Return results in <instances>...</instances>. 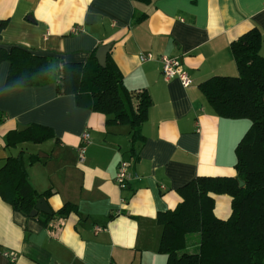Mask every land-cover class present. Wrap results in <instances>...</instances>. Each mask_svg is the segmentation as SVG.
Segmentation results:
<instances>
[{
	"label": "crops",
	"instance_id": "0c3cea01",
	"mask_svg": "<svg viewBox=\"0 0 264 264\" xmlns=\"http://www.w3.org/2000/svg\"><path fill=\"white\" fill-rule=\"evenodd\" d=\"M1 21L0 46L63 62H85L108 45L125 88L146 91L151 104L138 129L108 122L73 95H57L54 83L6 85L8 62H0V168L23 151L28 180L49 191L52 211L42 224L0 198V264H166L158 214L174 210L178 189L197 176H236L235 148L251 122L216 114L199 84L238 75L230 43L252 27L264 38V0H0ZM148 52L155 58L140 62ZM163 55L180 58L188 87L162 76ZM31 125L53 137L19 141L28 127H17ZM122 160L131 173L125 189L115 183ZM212 197L214 215L228 218L231 198ZM64 204L73 206L66 216L56 213ZM189 239L195 250L198 236H186V250Z\"/></svg>",
	"mask_w": 264,
	"mask_h": 264
},
{
	"label": "trees",
	"instance_id": "16d2710c",
	"mask_svg": "<svg viewBox=\"0 0 264 264\" xmlns=\"http://www.w3.org/2000/svg\"><path fill=\"white\" fill-rule=\"evenodd\" d=\"M5 23L1 21L0 28ZM262 41L256 27L243 33L230 43L238 75L213 76L199 84L216 114L247 118L251 123L235 148L236 176H197L178 189L181 201L174 210L158 214L162 226L159 252L166 255V264H264V56L259 54ZM96 50L85 62H63L20 46H0V62H8L6 85L10 87L54 83L57 95H73L79 107L110 115L108 122H128L138 129L151 104L148 93L128 91L110 51L101 66ZM18 135L19 141L38 142L53 137V132L45 126L31 125ZM36 160V155L29 156L30 163ZM48 193H38L30 184L23 151L8 157L0 168V198L13 211L29 217L37 200ZM212 194L231 198L228 218L214 215ZM72 209V205L64 204L56 213L66 216ZM40 215L43 218H38ZM32 218L44 224L50 217L39 213ZM193 234L198 236V243L195 250L188 252L186 236Z\"/></svg>",
	"mask_w": 264,
	"mask_h": 264
},
{
	"label": "built area",
	"instance_id": "2783aa9c",
	"mask_svg": "<svg viewBox=\"0 0 264 264\" xmlns=\"http://www.w3.org/2000/svg\"><path fill=\"white\" fill-rule=\"evenodd\" d=\"M155 56L151 53H139L138 59L140 62L151 61ZM160 69L162 76L166 79L176 78L183 87H188L191 83V79L187 71L183 68L182 62L178 57L160 56L159 57ZM82 142L78 148L77 156L79 163H82L85 159L86 144L88 143V133L84 132L81 135ZM127 161L122 160L118 163L115 173V183L118 188L125 189L131 178V173L128 168ZM125 200L122 198L121 202Z\"/></svg>",
	"mask_w": 264,
	"mask_h": 264
},
{
	"label": "water",
	"instance_id": "95a60500",
	"mask_svg": "<svg viewBox=\"0 0 264 264\" xmlns=\"http://www.w3.org/2000/svg\"><path fill=\"white\" fill-rule=\"evenodd\" d=\"M109 48L110 47L108 45H105V46L98 47L97 50H96L95 57H96L98 63L101 66H104L106 55H107V53L109 51ZM26 127H28V126H18L17 129H18V131H21V130L25 129ZM239 185L242 186L243 182L240 181ZM39 212L40 213L49 214V215L52 214V211L48 207V204H47L46 200L43 197H41V198H39L37 200V202L35 203L34 208L29 213V216L30 217L31 216H35Z\"/></svg>",
	"mask_w": 264,
	"mask_h": 264
},
{
	"label": "rangeland",
	"instance_id": "374dc122",
	"mask_svg": "<svg viewBox=\"0 0 264 264\" xmlns=\"http://www.w3.org/2000/svg\"><path fill=\"white\" fill-rule=\"evenodd\" d=\"M191 240H192V239H189V240H188V246H187V248H188V249H187L188 252H192V251H193L192 248H191V247H192V246H191Z\"/></svg>",
	"mask_w": 264,
	"mask_h": 264
}]
</instances>
